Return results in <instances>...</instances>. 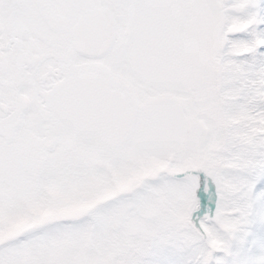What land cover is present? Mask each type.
Segmentation results:
<instances>
[{"label": "snow or ice", "instance_id": "1", "mask_svg": "<svg viewBox=\"0 0 264 264\" xmlns=\"http://www.w3.org/2000/svg\"><path fill=\"white\" fill-rule=\"evenodd\" d=\"M0 264H264V0H0Z\"/></svg>", "mask_w": 264, "mask_h": 264}]
</instances>
